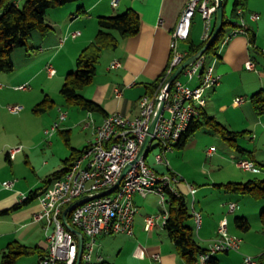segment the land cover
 Segmentation results:
<instances>
[{
    "label": "crops",
    "instance_id": "crops-1",
    "mask_svg": "<svg viewBox=\"0 0 264 264\" xmlns=\"http://www.w3.org/2000/svg\"><path fill=\"white\" fill-rule=\"evenodd\" d=\"M111 1L84 0L50 9L45 17L46 24L50 27L49 33L45 37L35 36L33 38L35 45L40 44L41 49L38 52L42 54H37V52L29 54L27 51L18 52L19 63L14 66V72L19 77L10 81V84L14 86L12 91L15 92L21 91L17 89L18 87L28 85L29 90L22 91L27 94L31 93L29 99L34 100L33 108L46 96L52 99L49 95L51 89L56 86L62 87L66 75L74 72L77 68L76 60L80 53L94 40L98 32L99 17L116 16L124 13L127 9H133L139 13L141 17L139 34L121 40L117 49L102 53L94 83L82 92L86 98L99 103L104 112L85 111V116L81 117V122L88 121L83 127V130L88 131V134L85 143L79 148L73 147L78 152H83L90 146L95 129L102 125L108 115L121 113L132 119L139 114V100L147 94V86L160 78L170 61L172 33L190 2V0H119L118 5L114 7ZM234 1L227 0L226 11L229 18L232 15ZM80 8H83V11L80 12ZM243 13L249 34L236 36L224 46L216 66L220 83L208 93L204 113L208 117L215 118L232 131H247L255 137L256 132L259 133L257 125H263L264 121L254 113L248 101L253 94L264 88V0H246ZM251 14L259 15L260 19L251 20ZM230 19L232 21L235 18L231 17ZM230 29L231 27L228 32ZM75 31L81 33L76 39L67 37L64 43H61L63 38ZM205 37V21L197 13L193 18L190 38L195 45H199L205 40ZM179 47L183 52H186L185 41H180ZM114 60L119 61L121 66L110 69V64ZM250 61L255 65L254 69L247 67L246 64ZM48 65H53L56 69V75L53 78L48 76L46 70ZM1 74L0 79L4 78ZM195 82L198 83L196 79ZM237 98H244L246 102L237 105L235 104ZM17 104L23 105L26 110V102L17 100ZM72 120L71 118L65 121L69 124ZM70 128L71 126L63 130L59 129L58 133H63L64 137L70 138L72 135ZM18 144L22 143L1 141L0 159L6 150L18 146ZM52 145L53 143L49 144V146ZM24 146L22 151L14 156H9L8 152L6 153V162L11 167L12 177L16 175L14 169L17 164L22 163V153L26 157L25 164H32L33 152L36 149ZM25 149L29 152H25ZM37 156L39 155L37 154ZM68 158L63 160V167L51 166L50 159L44 160L37 167L33 165L32 170L36 176L34 183L27 181L26 186H23L18 180L12 190H7L3 186L0 188V211L11 210L18 206L17 209L0 215V264L5 248L14 241L42 252L41 255L20 257L17 264H40L41 256L47 254L48 242L43 222L35 221V215L41 210L38 196L51 188L52 183L47 184L46 179L63 170L65 168L64 161ZM6 165L4 167H7ZM157 171L165 172V170ZM10 178L11 176L4 179L9 180ZM4 182L7 181L4 180ZM216 184L213 183V185ZM179 190L183 195L190 193L187 184L182 180ZM32 192H36L38 195L23 203L22 196L28 198ZM148 197L144 198L139 194L134 196V203L138 209L134 219V235L99 236L96 239L89 264H185L161 221H157L151 230H146L145 219L148 216L157 215L160 211L158 200L153 205L152 201L146 202ZM224 208L228 209V206L224 204ZM227 213L233 214L229 210ZM225 219L228 220L226 217L222 220L217 219L215 231ZM229 224L228 220L230 234ZM244 233V237H247L250 232ZM230 235L239 237L234 233ZM244 237L242 239L245 241ZM212 238H214V234L206 235L200 231L197 233V241L205 249L210 246ZM230 253L232 252L225 254L230 255ZM255 254H260V252H255ZM263 255L260 256V264L264 260ZM155 256H159V259ZM234 257H238V255ZM215 258L219 264L225 259L224 257L217 258V255ZM83 264L88 263L83 262Z\"/></svg>",
    "mask_w": 264,
    "mask_h": 264
},
{
    "label": "built area",
    "instance_id": "built-area-1",
    "mask_svg": "<svg viewBox=\"0 0 264 264\" xmlns=\"http://www.w3.org/2000/svg\"><path fill=\"white\" fill-rule=\"evenodd\" d=\"M119 0H112L116 7ZM215 0H190L187 8L181 15L180 22L170 42L171 57L167 67L160 76L159 86L153 95L146 94L139 100V114L130 119L121 113L108 115L102 125L94 131V138L90 146L72 163L68 172L51 184L49 190L38 196L41 210L35 215V221L43 222V228L48 242V252L40 264H76L78 254V240L70 232L63 221L66 206L83 197H92L114 186L126 165L133 162L148 135L152 119L156 113L158 100L164 101V112L161 116L152 141L148 147L146 157L127 173L120 186L110 195L90 199L77 206L68 214L69 223L79 230L84 236V252L82 262L90 263L96 239L101 235L126 234L134 235V219L137 207L134 203L136 194L147 197L156 194L160 197V214L148 216L145 219L146 230H151L157 221L164 226L169 216V193L180 196L179 176L170 169L167 153L173 152L180 143L190 126L198 122L207 104L208 93L220 83V76L216 73L224 46L234 37L248 35V25L243 10L238 9V17L231 21L232 27L225 37L217 55H203L194 65L184 70L189 81L195 79L198 84L194 87L190 83H183L181 75L169 87L168 80L174 71L184 62L186 52L179 47L180 41H186L190 34L191 23L196 13L205 21L206 37L212 33L216 15ZM250 19L257 21L260 16L251 14ZM81 33L71 32L67 37L76 39ZM67 39V38H65ZM61 40V43L65 41ZM264 53V50H263ZM247 67L254 69L253 62H248ZM119 61L114 60L110 69L120 67ZM48 76L53 78L56 69L52 65L46 67ZM18 90H27L28 85H22ZM246 102L244 98L235 99V104ZM25 107L21 104L11 105L8 111L18 115ZM169 111V116L166 112ZM61 121H65L66 114H61ZM60 129V123H55L46 134L53 136ZM160 148V154L155 158L156 165H165V172H159L147 162L148 153L154 148ZM23 146L18 145L8 150L9 156H14L22 151ZM216 148L207 150V155L212 157ZM236 165L244 171L257 172L255 163L247 158L239 159ZM16 181H7L3 187L12 190ZM194 200L197 188L187 184ZM22 196V200H26ZM238 205L230 203L228 210L234 213ZM193 219L199 230L202 225V215L194 208ZM242 239L230 235L228 220L225 219L217 231L215 239L211 242L206 253L199 257V264L207 262L220 252L239 251ZM159 259V256H155ZM246 264H258L255 258L246 256Z\"/></svg>",
    "mask_w": 264,
    "mask_h": 264
},
{
    "label": "rangeland",
    "instance_id": "rangeland-1",
    "mask_svg": "<svg viewBox=\"0 0 264 264\" xmlns=\"http://www.w3.org/2000/svg\"><path fill=\"white\" fill-rule=\"evenodd\" d=\"M24 1L25 0H17L19 8L22 7ZM35 36L41 37V34L37 31L32 34V38L29 42V48L31 49L30 54L35 52H37V54H42L38 52V50L41 49L40 44L35 45L33 43V38ZM65 38H67V36ZM69 38L71 37L69 36ZM26 50L27 48L23 47L15 48L13 52L14 65H18L19 63L17 53L26 52ZM0 73H2L1 76L4 77L0 79V142L17 141L18 143H22L18 145H27L26 147L30 146L36 149V151L34 150L33 152L34 155L32 156L31 165L25 164L26 157L23 153L21 154L22 163L19 165L17 164L14 169L16 173L15 177H12L11 167L9 163L6 162V153L8 152V150H6L0 159V188H2L4 180H13L16 181V183L19 180L23 186H26L27 181L34 183L36 180L32 167H37L47 159L51 160V166L63 167V160L71 155L72 150L66 145V137L62 135L63 133L61 134L57 131L53 136H49L46 134V130L51 129L55 123H60V130L71 126V146L79 148L87 139L88 131H84L83 127L88 121H80L81 117L85 116V111L66 104L60 93V86L51 89V93L49 94L56 103L55 107L44 115H34L32 112L34 100L29 99L31 93L27 94L22 90L19 92L12 91L14 86L10 84V81L18 79L19 75L15 72L4 73L0 71ZM180 80L183 83H190L192 87L198 84L195 80L190 82L186 74H182ZM17 100L26 102L27 107L19 116L12 115L8 111V107L16 105ZM248 102L250 103V100ZM62 113L66 114L65 120L71 118L73 120L69 124L66 121L62 122L60 119ZM169 114L170 112L167 111L166 116H169ZM260 118L264 121V116ZM238 125V127H240V124ZM257 126L259 128V133L256 132L257 135L255 137L246 133L237 140L238 144L243 149L252 153L253 159L255 160V168L257 170L255 173L244 171L239 168L236 165L239 159H251L240 154L236 149L231 147L228 142L224 141L220 135L214 133L206 125H201L196 130L194 135L189 138L184 148H175L173 152L167 153L170 169L177 173L182 182L185 184H192L197 188L194 208L202 215V226L198 230L193 217L188 222V225L194 229L196 238L197 233L200 231V233L206 235L214 234V238H212L213 241L217 235L215 233L219 229L218 227L215 231L218 218L221 220L224 217L228 218L230 222V234L234 233L238 235L240 239L244 237L245 233L237 228L235 218L244 217L251 226L249 235L244 237L245 241L242 239L239 251H232L230 255L225 254V252L216 254L217 258H225L220 264H246L244 261L246 256L255 258L258 264H260V256L264 254V226L260 221L261 213L264 210V199L258 200L252 194L233 193L223 188L219 189L213 187V183L243 184L254 179L264 180V124ZM51 143H53V145L49 146ZM212 147L216 148V152L212 157H209L207 155V150ZM25 152L29 151L25 149ZM160 152V148L154 144V148L147 155V162L156 170H166L167 168L165 165H156L155 163V158ZM37 154L39 156H37ZM5 164H7V167H4ZM9 176H11L9 180L4 179ZM148 196L146 202L152 201L153 205L158 200V206L160 208L158 214H160L162 210L159 205L160 197L156 194H149ZM184 196L192 213L193 196L191 193H185ZM231 202L237 204L238 209L235 213L228 214V209H223V206L224 204L228 206ZM139 212H141V209H139ZM255 252H260V254H255ZM236 255H238V257H234ZM262 264H264V260Z\"/></svg>",
    "mask_w": 264,
    "mask_h": 264
},
{
    "label": "trees",
    "instance_id": "trees-1",
    "mask_svg": "<svg viewBox=\"0 0 264 264\" xmlns=\"http://www.w3.org/2000/svg\"><path fill=\"white\" fill-rule=\"evenodd\" d=\"M82 1L84 0H25L22 7L19 8L17 0H0V71L4 73L14 72L15 65L13 62V52L15 48H27L26 51L30 54L31 49L29 48V42L35 31L39 32L43 37L49 33L50 27L46 24L45 17L50 9ZM245 2L246 0L234 1L231 12L232 18L238 17L237 10H243ZM224 5L226 8L228 5L227 0H224ZM82 9L83 8H80L79 11H83ZM230 18L226 11L224 27L216 41L208 49L206 53L207 56L217 55L225 37L229 33V27H232ZM140 29L141 17L139 13L133 9H127L124 13L116 16L98 18V32L94 40L80 53L76 60V71L66 75L60 89V93L68 106H75L90 113L104 112L99 103L86 98L82 92L94 83L97 74V65L102 53L104 51H113L117 49L121 40L137 36ZM190 37L191 29L190 34L185 41L187 45L185 60L204 48L209 40L208 38L201 44L195 45ZM159 81L160 78L147 86V94L153 95L155 93L159 86ZM55 104L56 103L49 96H46L43 101L32 109V112L35 115H44L52 110L55 107ZM250 104L254 113L258 117L264 116V88L250 97ZM201 125H206L214 133L220 135L224 141L228 142L229 145L236 149L240 154L244 157H249L255 162L252 153L243 149L237 142L239 137H242L248 132L232 131L218 122L215 118L205 115L204 110L200 120L190 126L189 130L176 148H184L189 138L194 135ZM66 145L72 150L71 156L64 161L65 168L63 170L54 173L46 179L47 184H51L55 180L63 177L68 172L76 158L84 152H78L75 150L71 146L70 138H66ZM214 187L219 189L223 188L226 191L233 193L252 194L258 200L264 199V180L254 179L243 184H216ZM37 195L36 192H32L23 203ZM167 198L169 203V216L164 225V229L167 231L178 255L184 260L185 264H199L200 255L206 253L208 248L205 249L199 245L194 229L188 225V222L193 216L187 200L182 193H180V196L169 193ZM67 207L68 206L65 207L64 211ZM17 208L18 206L11 210L0 211V215L7 214ZM260 221L264 226V210L261 213ZM235 224L237 228L243 232H248L251 229L248 220L244 217L235 218ZM35 254L41 255L42 252L38 251L36 248H30L18 241H14L9 243L5 248L1 264H17L20 257ZM46 255L47 254H43L41 258L43 259ZM207 264H219V262L215 256H212Z\"/></svg>",
    "mask_w": 264,
    "mask_h": 264
},
{
    "label": "water",
    "instance_id": "water-1",
    "mask_svg": "<svg viewBox=\"0 0 264 264\" xmlns=\"http://www.w3.org/2000/svg\"><path fill=\"white\" fill-rule=\"evenodd\" d=\"M215 4H216V15H215V25L213 27L211 36L207 42V44L205 45L204 48H202L199 52H197L195 55L191 56L190 58H188L187 60H185L175 71L174 73L170 76L169 80H168V85L169 87L174 83V81L184 72V70H186L187 68L191 67L192 65H194L203 55H205L208 51V49L213 45V43L216 41L218 35L221 33L223 27H224V20H225V16H226V8L224 5V0H215ZM164 101L158 100L157 104H156V113L152 119L151 125H150V129L148 132V135L140 149V152L137 156V158L131 162L130 164L126 165L125 168L122 171V174L118 180V182L112 186L111 188H109L108 190H105L103 192H100L99 194H96L92 197H83L80 198L78 200H75L74 202H72L64 211L63 213V221L64 224L66 226V228L72 232L74 235H76L77 240H78V254H77V261L76 264H82V256H83V252H84V236L83 234L77 230L76 228H74L68 221V214L74 210L77 206L83 204L86 201H89L90 199L93 198H98V197H102V196H107L112 194L121 184L122 180L125 178V176L127 175V173L132 169V167L138 163V161L144 159L146 157L147 154V150L148 147L152 141V136L155 133L156 127L158 125V122L161 118V116L163 115L164 112Z\"/></svg>",
    "mask_w": 264,
    "mask_h": 264
}]
</instances>
